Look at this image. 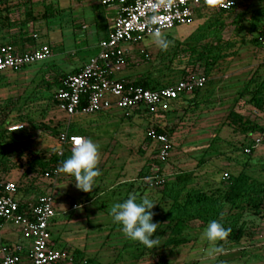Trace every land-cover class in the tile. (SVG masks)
I'll return each mask as SVG.
<instances>
[{
    "label": "rangeland",
    "instance_id": "1",
    "mask_svg": "<svg viewBox=\"0 0 264 264\" xmlns=\"http://www.w3.org/2000/svg\"><path fill=\"white\" fill-rule=\"evenodd\" d=\"M25 1L7 0L0 5L4 7L8 4L13 8L11 19L22 17L23 20L25 10L33 9L35 14L32 22L21 26L22 34L8 42L17 51L25 43L31 46L47 44L53 55L24 70H5L0 74V162L6 155V168H9V164L26 163L35 155L43 158H50L54 153L62 155L59 151L69 157L74 146L72 139L80 137L90 138L99 145L100 151L98 168L101 174L95 178L96 187L91 193L79 190L74 177L64 173H61L60 182L56 183L54 189H50V182L54 180L41 175L40 171L36 172L39 175L33 189L29 179L23 178L19 182V194H53L57 213L50 225L52 246L69 251L72 255H77L74 251L78 249L81 257L90 260L89 264H166V261L167 264H264L263 212L245 214L244 219L249 224H255L251 227L252 237L249 240L233 245L226 240L219 241L217 246L221 251L213 255L208 254L210 245L202 236L205 228H200L198 221L192 222L185 232L190 238L187 244L179 248L165 245L169 231L162 229L156 238L158 244L149 249L128 239L109 214L111 207L120 203L126 195L131 183H134L132 191L138 187L143 190L150 183L149 177L158 172L165 177V184H169L175 182L176 174L182 168L196 169L198 185L203 186L218 183L225 173L239 172L243 169L240 163L248 157L264 161V132L247 139L244 134L234 130V125L229 124L231 119L228 116L234 109L264 127V110L256 111L244 100H236L243 81L249 79L254 71L258 69V73L264 75V48L244 43L238 55L230 56L220 64L211 77L212 81L203 90L210 95V98L205 97L209 101L201 103L199 107L193 106L188 112L178 105L179 102L171 101L170 111L165 118L137 110L128 112L117 106L94 114L69 116L49 99L51 92L46 85L61 74L80 70L99 52V42L107 32L109 8L101 0H31L33 5L24 7ZM250 2L258 8L264 5V0H247V3ZM206 4L207 10H217L213 2ZM245 7L243 5L239 10ZM46 10L48 15L43 17ZM231 19H227L228 23ZM206 21L207 14L203 18L196 17L188 24L164 30L162 34L172 43L183 42ZM84 25L87 27L84 28ZM233 28V25L227 24L225 36ZM172 43L164 52L153 43L152 36L137 44L127 45L131 49L130 65L116 73L115 77L133 80L147 76L160 80L162 85L167 82L170 86L177 84L182 80V70L192 67L187 62L188 55L179 52L174 57ZM141 51H146L149 59L141 57ZM204 72V66L196 64L192 74ZM19 113L28 114L32 121H17ZM155 122L167 126L173 144L165 163L158 162L157 145L146 140L149 126ZM58 123L63 124L59 129H65L68 133V144L62 145L59 136L51 132ZM16 138L19 139L17 144ZM257 138L261 141L251 156L241 149L234 150L236 145L246 144L253 139L256 141ZM201 159L203 162L197 166ZM141 171L148 176L140 179ZM21 172L20 167L13 166L8 176L15 179ZM249 172L262 179L264 167L257 166ZM123 179L128 182L119 185ZM162 189V185L149 186L144 190V196L158 200L162 196ZM6 243L29 246V240L10 223L0 230V246ZM23 257L25 264H30L27 255L23 254Z\"/></svg>",
    "mask_w": 264,
    "mask_h": 264
},
{
    "label": "trees",
    "instance_id": "2",
    "mask_svg": "<svg viewBox=\"0 0 264 264\" xmlns=\"http://www.w3.org/2000/svg\"><path fill=\"white\" fill-rule=\"evenodd\" d=\"M6 1L7 0H0V5L3 2L5 4ZM24 4V7L30 4L33 5L31 0H26ZM243 5H246L245 9L239 10ZM207 9V4H202L197 8L196 17L203 18L207 14L208 21L203 25H199L197 30L189 35L185 41L172 43L174 57L178 56L179 52L183 55H188L187 62L192 67L182 70V80L199 75L192 74L196 64H202L204 66L205 72L203 74L207 78L202 88L196 89L190 95H180L174 100L175 103L179 102L178 105L184 108L185 112H188L193 106L199 107L201 103L209 101V99H205V97L210 98V95H207L208 92L203 90L207 88L208 84L212 81L211 77L215 71L218 70L220 64L226 61L228 57L238 55L244 43L249 42L254 45H261V47L264 48V5L258 8L252 2L247 3V0H245L229 10L217 9L213 11ZM11 12H13V8L8 4L4 7H0V31L5 30V28L8 29L11 26H19L18 28L22 29V25H26L29 21L32 22L35 18L33 9L24 11L25 18L23 20L21 18L17 20L11 19ZM46 15H48L47 10L43 17ZM228 18H232L229 23L227 21ZM227 24L233 25L234 28L228 36H225L224 32ZM3 44L4 43H0V45ZM7 44L11 43L8 42ZM141 54V57L144 59H149V55L146 51H141ZM130 58L131 57H128L127 59V66L130 65ZM66 75V73L61 74L57 76L53 82L46 85L51 92L49 94V99L56 105H58V100L55 98V94L57 90L62 87L63 79ZM125 80L134 86H141L148 89H157L171 85L169 82H167L166 85H162L160 80L150 79L147 76L133 80L127 78ZM237 95L238 97L236 100H244L248 105L255 107L256 111L264 110V75L258 73V69L254 71L249 79L243 81ZM169 111L170 110L162 111L157 115L160 117ZM18 116L19 118L17 121H32L28 114L19 113ZM228 116L231 119L229 124L234 125V130L244 134L247 139L256 133L262 135L264 132L263 126L237 113L234 109L230 111ZM159 122L152 123L149 126V130L155 129L159 133L168 135L167 126H162ZM60 125V123L55 125L51 129V132L59 136L62 131H66L65 129L61 131V129H59ZM47 128L49 127L47 126ZM146 140L152 142L148 136ZM15 143H19L18 138H16ZM211 146L212 145H210L208 149ZM236 149H241L244 153L246 152V155L251 156L255 149V140H250L246 144L240 143L234 147V150ZM246 149H250V152L248 153ZM6 157V155L3 156L2 162H0V166L3 168L6 167V162L8 161ZM67 158L68 155L66 153L62 155L54 153L50 158H43L35 155L33 159L28 160L26 163L16 161L18 163H15L14 166H18L24 170L22 173L24 177L32 172L38 171L44 176L46 171L51 170L59 164L61 166L62 161ZM167 160L168 158L165 161L158 160V162L165 163ZM202 162L203 159L198 162L197 166H200ZM240 164L243 165V169L237 173H228L229 176L227 178L222 177L216 184L207 183L203 186L198 185L197 181L199 177L195 173L196 169L192 170L189 168H182L180 172L176 174L175 182L162 184V196L158 200H152L156 204L152 209L154 213L153 222L159 224L157 232L154 234L156 236L155 238L159 236L162 229H166V231H169V236L164 244L173 248H179L189 242L190 238L185 232L189 229L192 222L198 221L200 223L199 227L205 228L209 221L218 220L225 228L230 230L229 235L225 239L228 244H241L244 240H249L252 237V232L250 231L251 227H254L255 224H249L244 219L245 214L253 213L257 215L263 212L261 214L264 216V176L261 179L250 173L249 170L261 165L264 167V161L259 158L253 160V158L248 157ZM37 175H39V173H37ZM147 176V173L144 171L139 173L140 179L146 178ZM154 176H162V174L158 172V174ZM60 177L61 173L56 182H50V189H54L56 183L60 182ZM124 183L126 182L120 184ZM17 184L19 185V183ZM133 186L134 183L129 185L130 188H128L121 202L126 200L129 194H134L136 197L139 196L140 199L137 201H140L146 198L144 196V190L149 186L152 187L149 183L143 190L142 187H138L135 191H132ZM46 194L52 193L44 192L36 195L35 198ZM104 206L105 205H103V207ZM21 207L25 208L26 203H23ZM74 252L77 253V255L73 254L72 263L75 261L82 264L84 261H86V264L90 263L89 259L81 257L80 250L77 249ZM21 255H23V253H21ZM161 260L162 262L165 261L163 256Z\"/></svg>",
    "mask_w": 264,
    "mask_h": 264
},
{
    "label": "built area",
    "instance_id": "3",
    "mask_svg": "<svg viewBox=\"0 0 264 264\" xmlns=\"http://www.w3.org/2000/svg\"><path fill=\"white\" fill-rule=\"evenodd\" d=\"M244 1L101 0L105 6H116L117 16L108 35L99 42V52L80 70L67 74L63 79L62 87L55 94L58 107L69 116L94 114L115 106L128 112L139 110L151 114L169 110L171 101L202 88L207 81L206 76L199 74L157 89L134 86L125 79L115 77L116 73L126 68L127 59L131 56V49L127 45L137 44L151 36L153 29L159 28L162 32L192 22L197 8L204 3L213 2L217 9L229 10ZM152 16L156 17L155 24L148 22ZM51 57L52 50L47 44L26 52L17 51L11 44H3L0 45V74L5 70L19 71ZM147 136L157 145V159L165 161L173 149L170 137L155 129H150ZM59 140L62 145L70 142L67 131L61 132ZM260 141L257 138L255 146ZM246 151L250 152V149ZM59 154H63V151H59ZM59 166L46 171L44 176L56 182L60 175L57 172ZM228 176L225 173L224 177ZM149 180L151 186L165 183L164 176H152ZM19 189L17 182L0 178V230L8 223L13 224L29 240L27 257L30 264L72 263V253L52 246L50 225L57 213L53 194L23 200L19 196ZM23 203H26L25 208L21 207ZM23 252V244H3L0 246V263L23 264Z\"/></svg>",
    "mask_w": 264,
    "mask_h": 264
},
{
    "label": "clouds",
    "instance_id": "4",
    "mask_svg": "<svg viewBox=\"0 0 264 264\" xmlns=\"http://www.w3.org/2000/svg\"><path fill=\"white\" fill-rule=\"evenodd\" d=\"M150 24L156 23V17H150ZM153 43L162 51H167L172 43L159 28L151 32ZM100 159L99 145L90 138L80 137L74 141L70 156L62 161L57 172L72 175L75 179V186L85 192L91 193L96 187V179L100 176L98 163ZM156 204L143 198L137 201L134 194H129L123 202L114 204L110 209L112 221L121 226V231L125 236L141 245L151 249L158 244L154 235L159 226L153 222L152 209ZM223 215V214H221ZM229 229L218 220H211L202 233L203 238L209 243L208 254L219 253L221 248L217 246L219 241H223L229 235Z\"/></svg>",
    "mask_w": 264,
    "mask_h": 264
},
{
    "label": "crops",
    "instance_id": "5",
    "mask_svg": "<svg viewBox=\"0 0 264 264\" xmlns=\"http://www.w3.org/2000/svg\"><path fill=\"white\" fill-rule=\"evenodd\" d=\"M107 8H109V11L110 12H107L108 14H107V16H106V14H105V16H106V19H107V32L105 33V35L102 37V39L103 38H105L107 35H108V33H109V31H110V29H111V26H112V22H113V19L117 16V13H118V9H117V7L116 6H107ZM12 13L13 12H11V14H10V17H11V15H12ZM22 18V17H21ZM25 17H23V19H24ZM84 28L85 27H87V25H84L83 26ZM16 29V30H15ZM23 31V29H21V28H18L17 29V27H10V28H5V30H3V31H0V43H4V44H7L8 43V41H11V39L13 38V37H15V36H19V35H21L20 34V31ZM35 37H37L36 35H35ZM14 47V46H13ZM39 46H31V45H29V44H27V43H25V44H23L22 45V47L20 48L21 50H18V51H20V52H26V51H31V50H33V49H36V48H38ZM15 48V47H14ZM52 55H53V53H52ZM26 69V68H25ZM79 70V68L78 69H76V72ZM69 74V73H68ZM178 106V105H177ZM167 114H168V112H166V114L165 115H163V117L165 118L166 116H167ZM161 117H162V115H161ZM9 166V168L7 167H5V168H3V167H1L0 166V178H5V179H9V180H13V181H15V182H17V183H19L20 181H21V179H23V178H25V179H29L30 180V184L32 185V188L31 189H33V187L35 186V184H36V182H35V179L37 178V173L36 172H32V173H30L29 175H27L26 177H24L23 175H22V173H23V169H22V172L21 173H19V174H17V176H16V178L15 179H12V178H10L9 176H8V174H9V172H10V170H13V164H9L8 165ZM132 180V179H131ZM123 182H128V180H125V179H123L120 183H123ZM59 183V182H58ZM57 183V184H58ZM119 183V184H120ZM122 186V185H121ZM133 188H134V186H133ZM19 196L23 199V200H28V199H31V198H33V197H35L36 195H28L27 194V196H26V194L23 192H21V194H19ZM87 200V202H88V199H86ZM73 206H76V204H74ZM9 244H19V243H9ZM20 244H22V243H20ZM23 246H24V252H23V254L24 255H27V252H28V249H29V246H26L25 244H23ZM23 256V255H22ZM23 260H24V257H23ZM23 264H25V261H24V263Z\"/></svg>",
    "mask_w": 264,
    "mask_h": 264
},
{
    "label": "water",
    "instance_id": "6",
    "mask_svg": "<svg viewBox=\"0 0 264 264\" xmlns=\"http://www.w3.org/2000/svg\"><path fill=\"white\" fill-rule=\"evenodd\" d=\"M17 127H21V126H17ZM76 139H78V138H73V139H72V142L74 143V141H75Z\"/></svg>",
    "mask_w": 264,
    "mask_h": 264
}]
</instances>
